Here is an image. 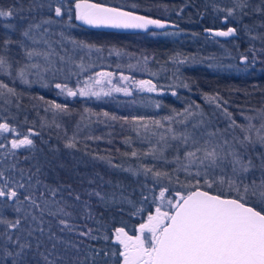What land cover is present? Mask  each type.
<instances>
[{"label": "snow or ice", "instance_id": "1", "mask_svg": "<svg viewBox=\"0 0 264 264\" xmlns=\"http://www.w3.org/2000/svg\"><path fill=\"white\" fill-rule=\"evenodd\" d=\"M250 6V0H232L231 7H218L216 10L226 12L224 19L227 20L229 17L249 15L247 9ZM45 8L49 10L47 17L39 22H34L33 18V22L26 28H17L13 24L4 25L10 31L0 37V75L28 86L39 82L43 87H49L48 83L43 82V74L50 71L63 73L67 66L66 79L77 77L76 87H70L67 82L56 83L58 95L97 99L102 95H110L111 91L131 95L127 86L115 87L109 91H104L103 88L96 90L97 86L105 82L112 83L111 72H96L84 80L79 79L81 73L91 69L93 64L86 65L83 56L78 62L74 58L77 50H86L89 58L92 53H100L102 50L86 41L60 33L63 41L71 44L72 48H64L63 55L58 53L52 46L49 33L50 27L59 22L56 18L63 17L65 5L63 0H34L27 11ZM73 9L76 21L92 27L147 29L153 25L162 29L166 26L158 19L136 15L121 8L95 3L93 0H74L69 13ZM53 10L55 18L52 16ZM23 11V8H0V18L7 19ZM253 11L264 15V0ZM20 18L26 19L24 16ZM259 27L264 28V21ZM17 31L21 39L13 38V33ZM236 32V28L229 27L227 31H216L213 34L230 37ZM258 38L264 41V34L259 37L251 36L253 40ZM12 45H18L22 50L24 63L13 60ZM249 51L252 54L251 59L248 55H242L240 63L244 68H236L237 71H246L250 65L254 66L258 61V54L264 52V48L257 50L252 47ZM115 54L119 56L120 52ZM147 60L145 57V64ZM172 60L177 64L187 62V58L179 59L178 56ZM209 67L216 65L210 64ZM120 79L130 80L124 75ZM133 83L140 91H157V85L151 80ZM182 86L189 87L187 83ZM172 95L177 93L173 91ZM16 96V88L0 80V98H4L5 103H10L8 98ZM37 99L45 105V112H52V123L57 128L61 125L56 122V117L61 114L70 115L72 112L66 104L47 101L43 97ZM204 99L214 103L222 111L227 121L223 129L208 125L200 105L194 102L182 111L173 108L170 115L159 119L143 116H132L129 119L107 112L94 113L89 108H84L80 114L81 122L88 116L101 115L111 121H122V127L128 125L135 132V140L148 145L146 149H137L134 138L127 136L123 143L132 150L130 153L124 152L123 155L136 159L151 158L165 166L174 165L171 171L166 167H157L155 163H140L136 169H122L133 176L143 175L146 180L150 178L152 181L151 188L147 183L142 186L148 189V193L145 195L141 192L140 207L123 193L119 196L115 192L105 194L95 190L87 193L89 198L96 197L106 208L128 204L134 209L130 213L132 216L142 215L146 210L144 205L149 202L154 205V211L150 210L144 222L135 229V236L129 235L124 227H117L111 237H102L105 241L111 238L114 244L119 245V249H113L111 253L112 257H119L116 264H264V107L250 110L255 115L241 111L243 122L240 123L222 106L218 94H206ZM227 103L224 101V104ZM156 107H162L160 102H156ZM44 123L46 122L42 121V127ZM80 131L78 123L72 136L65 133L66 149L77 148L76 137ZM2 133H12L17 138L10 141V148L0 143V149H5L0 151V264H85L86 260L95 264L102 250L90 251L89 256L84 259H80L78 255L70 257L67 255L70 249H75L77 253L81 249L78 244L61 235L73 234L90 240L101 238L93 235V228L87 225L81 228L75 223L78 218L96 219L89 201L81 203V195H73L71 186H68V197H65L62 186L52 187L44 183L39 178L42 172L39 162L28 168L20 166L18 150L34 153L35 143L32 137L39 133L29 128L26 134H22L6 122L0 123V134ZM86 139L100 140L102 137L89 135ZM169 150L175 153L171 159L167 156ZM33 158L34 156H24V161ZM94 158L107 160L113 168L119 167L112 164L109 158ZM180 173L184 174L183 180L180 179ZM165 180L167 185L163 184ZM157 186L160 187L159 194L154 195ZM69 198L74 202H70ZM78 206L83 209V214L79 217ZM96 223L99 224L100 221L96 220ZM60 246H63L62 251ZM103 255L108 257L109 253L104 251Z\"/></svg>", "mask_w": 264, "mask_h": 264}, {"label": "trees", "instance_id": "2", "mask_svg": "<svg viewBox=\"0 0 264 264\" xmlns=\"http://www.w3.org/2000/svg\"><path fill=\"white\" fill-rule=\"evenodd\" d=\"M34 0H0V8H23L25 11L17 12L14 15L11 24L17 28H25L24 23L34 18H45L48 15V9L37 10L33 12L27 11L29 5ZM38 2V0H37ZM65 8L62 18H57L58 23L50 27L49 38L55 45L57 52L60 44L64 48L60 33L65 31V35L77 40L86 41L89 44L101 45V49H117L123 55L116 57L117 63L122 61L123 66L136 63L140 73L130 76V84L135 85L134 81L151 80L157 85L161 96L159 97L162 107L159 112L163 116L171 114V109L182 111L191 103L200 105V110L204 113L206 123L212 128L219 127L223 129L227 121L220 109L215 107L214 103H209L204 96L219 95L220 103L224 108L233 114L238 122L242 123L243 119L240 115L241 111L249 115H255L252 109H260L264 107V52L258 54V61L254 66H249L243 72H224L220 67L223 63L222 51H228L229 56L234 62L242 55H248L251 59L250 48L257 50L264 48V41L261 39L253 40L252 35L260 36L264 34V28L259 27L264 21V15L256 14L253 9L261 3V0H250V7L247 9L249 15L229 17L224 19L226 12L217 11L216 8H228L232 6V0H93L95 3L105 4L135 13H139L151 18H155L163 22L165 28H148L140 33H115L90 30L79 24L73 17V10L69 13V8L74 0H63ZM132 5L137 7L133 8ZM24 16L26 19H21ZM247 26V27H246ZM229 27H234L237 32L234 36L219 37L215 36L211 30L222 29L227 31ZM168 28L172 31L171 37H150L149 31H162ZM178 34H175V32ZM6 31L0 28V37ZM16 36V32L13 33ZM65 42V41H63ZM67 45L69 43H66ZM11 53L15 52L17 60H23L24 53L18 47H11ZM78 51V50H77ZM63 53V52H62ZM128 55V56H127ZM130 56H136L132 59ZM187 58L185 64L174 63L172 58ZM147 57L145 64L144 58ZM225 61H228L225 58ZM229 59V61H231ZM216 67H209V65ZM118 65V64H117ZM179 69L177 72L176 69ZM143 70V71H142ZM141 73H145L141 75ZM154 73V75H153ZM149 76V77H148ZM15 83V82H13ZM187 83L188 88L182 85ZM17 90V99L20 109H15L13 103L8 110H5L4 123L16 127L22 134H26L29 128H32L39 135L32 137L35 143V152L30 153L24 149L18 150L21 167L28 168L30 165L39 162L42 166V172L39 178L52 187H63V195L68 197V186H71L73 195L79 193L81 195V203L89 201L95 220L77 219V223L81 228L85 225L93 228V235L101 237L97 240L78 237L73 234H61L66 240H71L79 245L81 251L77 253L75 249H70L67 253L70 257L79 256L84 259L89 256L90 251L102 250L99 257L96 258L95 264H114L117 257H112L113 244L111 238L105 241L104 235L112 236V232L117 227H124L125 231L131 232L133 226L140 223L144 217L152 210V204L149 202L144 205L145 211L142 215L132 216L130 213L134 211L128 204H121L118 207H105L96 197L87 195L89 191H101L105 194L113 192L119 196H124L135 201L136 206H141V192L145 195L148 193L147 188L142 186L147 183L148 187H152L150 178L147 180L143 175L133 176L128 172L122 171L123 168L139 167L140 163L153 164L157 167H166L168 171L174 165H163L162 162L148 159H136L130 155H123L124 152H131V148L127 147L123 140L127 136L134 138V146L137 149H146L147 144H142L139 140H135V133L131 131V127L125 125L122 127V121H111L102 115L88 116L87 121L92 123L89 134L79 132L77 134V148L66 149L65 133L72 136L76 131L77 124L82 127L81 116L84 108H89L94 113L107 112L110 115L118 117L147 116L145 107L133 106V110L126 111L124 107L116 108L110 103H98L93 100L72 99L58 100L53 96L51 87L43 89L36 86L22 87L20 84H13ZM139 89V88H138ZM175 91L177 95H172ZM43 97L44 100L54 101L55 103L66 104L71 110L70 115H58L56 122L61 125L57 128L52 123V112H45V105L37 99ZM227 101V104H224ZM133 113V114H132ZM42 121L44 126L42 127ZM104 121V122H100ZM99 136L100 140H89L87 136ZM17 138L12 133L0 134V143L5 144L6 148H10V141ZM22 138V136L20 137ZM111 140V143H109ZM119 149V151H117ZM5 149H0L4 151ZM173 150L167 152L169 159L174 155ZM183 155V152L180 153ZM24 156H34L30 161H24ZM103 156L111 159L112 164L119 167L113 168L107 160L96 159L94 157ZM35 169L33 168V171ZM180 179H184V174L180 173ZM91 181V183H90ZM167 185V181L163 182ZM119 185V187H118ZM171 187V186H170ZM155 189H160L157 186ZM70 202L72 201L69 198ZM123 209V211H121ZM83 214V209L77 207V215ZM11 215V213H9ZM96 220L100 223L97 224ZM55 230V229H54ZM50 247V245H49ZM63 250V246H60ZM109 253L108 257L103 252ZM85 264H92L91 260H86Z\"/></svg>", "mask_w": 264, "mask_h": 264}, {"label": "rangeland", "instance_id": "3", "mask_svg": "<svg viewBox=\"0 0 264 264\" xmlns=\"http://www.w3.org/2000/svg\"><path fill=\"white\" fill-rule=\"evenodd\" d=\"M52 16L54 17V10L52 12ZM73 17L75 18V13H74V9H73ZM14 17H10L7 19L4 18H0V28L5 30V31H10L4 28L5 24H11V22L13 21L14 23ZM34 18V17H33ZM33 18L24 23L25 28L28 26L29 23L33 22ZM46 18V17H45ZM57 19V18H56ZM41 19L39 18H34V22H39ZM65 35V31L61 32ZM165 33H168L167 35H165ZM173 32L168 30V28H166L165 30L162 31H149L148 35L150 37H160V36H165V37H171V34ZM175 34H178V32L176 31ZM14 39H21L19 32H16V36L13 35ZM67 41L63 42L64 44V48H67L68 50H71L72 45L71 44H66ZM53 48H56L55 45H52ZM99 48H101V45H95ZM11 47H18V45H12ZM38 47H44V45H38ZM19 48V47H18ZM58 48L61 49V51H59L58 53H60L61 55L64 54L63 52V47L59 44ZM102 51L100 53H92L91 57L89 58V55L86 53L85 51H80L78 50L76 55H75V59L79 62L80 57L83 56L84 57V63L87 65L89 63L93 64V67L91 69H89L88 71L81 73L79 79L80 80H84L87 78V76L89 75H94L96 72H111L113 73L112 76V83L108 84L107 82H105L104 84L97 86L96 90L99 91L101 88H103L104 91H109L110 89H113L115 87H125L127 86L130 91H131V95H125L123 92H116V91H111V94L108 96H101L99 99L95 98V97H91V98H86V97H66L63 95H58L59 90L55 88V84L56 83H65L67 82L68 85L70 87H76V80L77 77L73 76L70 79H66L67 76V66H66V70L65 72H47L43 74V82L44 83H48L53 90V96L58 97V100H68L71 101L72 99H76V98H80V99H85V100H93V101H97L98 103H110L111 105H113L116 108H120V107H124L126 109V111L129 110H133L134 107L133 106H140V107H145L144 110L147 111V116L150 118H154V119H159L160 117H162V113L159 112V108L156 107V102H160L159 101V97L164 96L159 93V90L155 91V92H148V91H140L138 88H136L133 84H130V81H122L120 79L121 75L124 76H128L130 78L131 75H134L136 73H140L138 72L139 69L138 67H129V65H133L135 66L136 63H132L126 66L121 65L122 61L120 60L119 63H117L116 61V57H118V55H116L115 53L117 52V49H107L105 50L106 52H104L103 49H101ZM12 51V50H11ZM63 52V53H62ZM121 55H123L120 52ZM11 56L13 57V60H17L16 57L17 55L15 54V52L11 53ZM24 56V55H23ZM128 56V55H127ZM222 56H223V63H222V70L224 72H243L245 70L242 71H237L236 68H244L243 65H241L240 63V59L239 57L237 58L236 62H234L233 57L232 59L229 56V52L228 51H222ZM132 59H134V57L136 58V56H130ZM24 58V57H23ZM227 58L228 61H225ZM229 59H231V61H229ZM21 63H24L25 60H20ZM41 63H43V61H40ZM57 64L59 65V61L57 59ZM118 64V65H117ZM229 66H235V67H229ZM221 67V66H220ZM74 71H77L75 69L74 66H72ZM143 71V70H142ZM145 73H141V75H143ZM149 77V76H148ZM30 79H35V77H29ZM0 80H3L5 83L9 84V86L14 87L15 85L13 84H20L22 87H31V86H36L37 88L43 89L45 87H43L41 85V83L37 82L32 84L31 86L25 85L20 83L18 80L15 81V83H13V80L8 77V76H4V75H0ZM8 99L11 100L10 103H5L4 98H0V123H4V117H5V110H8L9 107L12 105H14L15 109H20V104L19 101L16 97H9ZM133 114V113H132ZM88 118V117H87ZM86 121L82 122V127L85 129H81V132H83V134H89V130L91 129V125L92 123L90 121ZM130 127V126H129ZM135 133V132H134ZM173 187V186H171ZM159 190L160 189H155L154 195H158L159 194ZM168 195V194H166ZM152 211H154V205H152ZM148 215V214H147ZM147 215L144 217V219L140 222L143 223L144 220L146 219ZM140 223H137L136 225H134L133 227L138 226Z\"/></svg>", "mask_w": 264, "mask_h": 264}, {"label": "water", "instance_id": "4", "mask_svg": "<svg viewBox=\"0 0 264 264\" xmlns=\"http://www.w3.org/2000/svg\"><path fill=\"white\" fill-rule=\"evenodd\" d=\"M110 7H113V6H110ZM122 10H125V9H122ZM125 11H129V10H125ZM133 13L136 14V15L145 16V15H142V14H139V13H135V12H133ZM146 17L151 18L149 16H146ZM151 19H155V18H151ZM77 22L79 24H81L82 26L90 29V30L104 31V32H115V33H140V32H144L148 28H157V27H155L153 25H150L147 29H118V28H110V27H92V26L83 24L80 21H77ZM216 31H225V30H222V29L211 30L212 33L216 32ZM138 226H136L135 228H137Z\"/></svg>", "mask_w": 264, "mask_h": 264}, {"label": "flooded vegetation", "instance_id": "5", "mask_svg": "<svg viewBox=\"0 0 264 264\" xmlns=\"http://www.w3.org/2000/svg\"><path fill=\"white\" fill-rule=\"evenodd\" d=\"M135 229H136V228L133 227V229H132L131 232H128V231H126V232H127L129 235L135 236V235H136ZM111 242H112V244H113V246H114L113 248L118 250V249H119V245H118V244H114L112 239H111ZM118 259H119V257H118V255H117V259H116V261H118ZM114 264H116V262H115Z\"/></svg>", "mask_w": 264, "mask_h": 264}]
</instances>
